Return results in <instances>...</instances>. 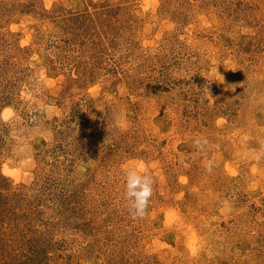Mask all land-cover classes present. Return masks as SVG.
<instances>
[{
  "label": "rangeland",
  "instance_id": "374dc122",
  "mask_svg": "<svg viewBox=\"0 0 264 264\" xmlns=\"http://www.w3.org/2000/svg\"><path fill=\"white\" fill-rule=\"evenodd\" d=\"M0 264H264V0H0Z\"/></svg>",
  "mask_w": 264,
  "mask_h": 264
},
{
  "label": "clouds",
  "instance_id": "9594fccd",
  "mask_svg": "<svg viewBox=\"0 0 264 264\" xmlns=\"http://www.w3.org/2000/svg\"><path fill=\"white\" fill-rule=\"evenodd\" d=\"M197 147L202 146V141L197 139ZM207 143V141H203ZM124 192L129 215L133 219L143 218L146 214L149 200L153 194V178L148 166L138 163L123 170Z\"/></svg>",
  "mask_w": 264,
  "mask_h": 264
}]
</instances>
